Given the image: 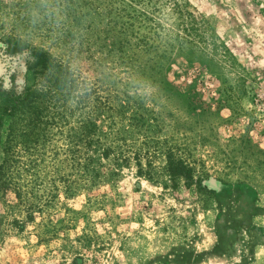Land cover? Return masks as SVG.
Listing matches in <instances>:
<instances>
[{
  "label": "rangeland",
  "instance_id": "rangeland-1",
  "mask_svg": "<svg viewBox=\"0 0 264 264\" xmlns=\"http://www.w3.org/2000/svg\"><path fill=\"white\" fill-rule=\"evenodd\" d=\"M5 38L68 80L2 120L0 264H264V0H0Z\"/></svg>",
  "mask_w": 264,
  "mask_h": 264
},
{
  "label": "trees",
  "instance_id": "trees-1",
  "mask_svg": "<svg viewBox=\"0 0 264 264\" xmlns=\"http://www.w3.org/2000/svg\"><path fill=\"white\" fill-rule=\"evenodd\" d=\"M0 49L13 64L9 69L8 79L0 78V126L5 116L22 114L25 120H33L42 113L50 102L49 99L60 96V91L68 80L66 68L49 53L13 38L0 40ZM20 75H24L26 79L29 76L30 81L21 90L14 91L11 85ZM168 170L173 177H191V168L171 157Z\"/></svg>",
  "mask_w": 264,
  "mask_h": 264
}]
</instances>
